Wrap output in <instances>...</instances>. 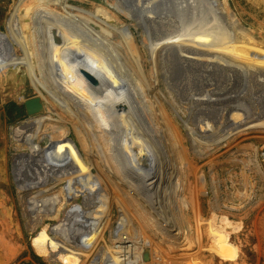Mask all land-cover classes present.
<instances>
[{
	"label": "bare ground",
	"instance_id": "obj_1",
	"mask_svg": "<svg viewBox=\"0 0 264 264\" xmlns=\"http://www.w3.org/2000/svg\"><path fill=\"white\" fill-rule=\"evenodd\" d=\"M150 1L156 0H133L125 9H118L143 17L146 22L150 14L159 13L158 26L167 21V27L163 26L166 29L162 27L165 35H169L173 25L172 17L179 15L185 27L174 42L169 40L172 33L164 39L168 42L157 49L161 54L149 49L153 56L151 63H156L158 54L164 60L170 49L188 56L194 65L211 62L213 55L220 65L225 64L228 58L224 53L237 54L238 49L227 42L239 40L233 33V25L219 11L222 8L218 0H157L159 8L150 5ZM172 7L175 16L166 17ZM106 10L114 16L108 7ZM208 12H212L213 20ZM97 13L69 0H32L19 12L18 33L27 78L40 95L38 81L52 96L47 99L41 95L42 104L37 96L28 98L34 99L31 103L36 106L32 112L26 111L28 114L42 108L45 111L35 120L36 127L52 130L42 142L37 143L36 133L24 140L32 152L23 154L22 162L18 160L21 155L14 156L12 165L22 212L34 224L41 225L38 236L48 244L49 258L61 264H181L171 257L189 254L199 244L190 232L191 224L185 232L178 227L175 230L176 226L172 227L168 219L157 216L144 193L161 183L164 178L161 166L166 163L164 168L170 170L168 174L165 172L167 178L176 192L185 193L180 201L182 209L191 208L193 199L203 192L204 177L192 164L189 150L202 154L200 149L204 146L230 140L236 134L264 132V100L259 99L260 95L264 97V71L240 72L241 88L237 93L241 92L240 98L246 96L248 101H242L236 109L206 111L201 122L197 121L201 126L197 134L192 126L196 124L194 115L192 120L179 113L184 112L178 107L175 88L171 87L177 82L171 85L165 81L161 86L153 76L157 67L145 70L142 54L135 49L136 43L120 20L113 25ZM190 19L195 24L185 26ZM254 55L261 56L253 52L247 57ZM229 62L226 68L233 67ZM128 70L140 81L130 82ZM217 70L218 73L212 71L209 75L226 82L236 80L237 73H229L232 80ZM210 88H203L204 93L199 89L186 104L217 106V95L212 97ZM231 96L238 98L235 94ZM62 108L65 116L61 115ZM12 129L16 141L20 129L17 126ZM208 131L218 133L210 143L209 138L201 136ZM78 202L88 210H79ZM10 203L6 198L0 200L1 233L5 228L2 215L7 217L1 212L7 211L10 216L13 209ZM113 208L118 210L121 221L112 237L124 232V240L129 242L127 249L124 245L114 248L105 242L88 261L93 243L110 223ZM50 218L56 219L57 225L44 224ZM193 263L202 264L197 257Z\"/></svg>",
	"mask_w": 264,
	"mask_h": 264
},
{
	"label": "rangeland",
	"instance_id": "obj_2",
	"mask_svg": "<svg viewBox=\"0 0 264 264\" xmlns=\"http://www.w3.org/2000/svg\"><path fill=\"white\" fill-rule=\"evenodd\" d=\"M31 1L0 0V200L6 198L13 207L10 216L7 211L2 210L1 212L7 217L3 218L2 215L5 228H2V233L0 232L3 237L0 239V264H61L52 260L53 258H49L48 244L38 236L42 231L41 225L34 224L22 212L12 165L15 162L14 156L21 155L18 160L22 162L21 157L24 156L23 154L26 155L32 152L31 146L25 143L24 140L36 133L39 135L37 143L38 141L42 142L45 134H49L52 130L46 129L43 131V129L36 127L38 126L37 118L45 112L43 108L37 111L38 113L28 114L23 104L25 99L35 96L39 98L41 104L43 101V99H40L41 95L47 99L52 97L48 90H45L42 82L38 81L40 95L39 91L30 85L25 72V61L23 52H21V39L18 33V18L19 12ZM132 1L117 0L116 2L115 0H108L106 3L104 0H69V3L88 7L95 13H97L96 10L100 11L101 13L98 12L97 14L113 25L119 23L120 20L122 26L128 30V35L132 41L136 43L137 47L135 46V49L141 52L145 70L148 71L151 66H156L157 72L153 76L161 86L165 81L171 85H173V82L174 84L177 82L176 85L171 87L175 88L174 94L178 107L184 112L183 114L182 112L179 113L192 120L194 115L196 118L195 123L199 126L197 127L196 124L192 126L196 133L199 132L197 134L201 132L199 127H201L200 122L203 118L201 120L200 118L205 117L206 111L218 110L222 107L223 111L229 107L236 109L235 106H240L242 101H248L246 96L243 99L240 98L242 97L241 92L237 93L241 88L239 77L240 72L246 74L249 71H264V0H218L220 5L218 6L222 8L219 11L233 25V33L239 40L227 42L238 51L237 54L224 53L225 58L228 59H226L225 64L221 65L214 55V60L211 62L202 61L199 65H194L191 63V58L181 55L179 51L175 52V49H170L169 55H165L163 60L159 56L161 50L158 51L157 49L159 46L162 47L164 42H168L164 39L171 33L169 38L171 42H174L176 36L181 35L182 30L185 29L183 21H180L181 17L179 15L178 18L172 17L175 16L172 14L175 12L173 7L169 9L170 13H165L166 17L171 16L173 21V25L169 29V35H165L163 30L166 28L163 26H166L167 21H164L165 23L161 24L162 26H158L159 13L150 14L151 16L148 17L146 22L143 17L137 16V18L135 15L131 16L118 9L120 7L125 9L124 6L131 5ZM159 3L160 1L156 0L150 1L149 4L152 6L157 5L155 7L159 8ZM103 5L107 6L114 16L109 15L106 12L107 7L105 8ZM140 5L143 9L142 4ZM223 5H225V8H223ZM208 13L211 20L212 12ZM195 22L190 19L185 26L195 24ZM158 37L160 40L157 39ZM155 44L157 45L155 46ZM150 48L156 49L159 53L154 64L150 62L153 57L149 51ZM253 52L259 53L262 57L259 55H254L252 58L247 57L248 53L252 54ZM249 59H251L252 64ZM229 60L233 63V67L226 68ZM217 68L227 79L234 80L229 73H237L236 80L226 82L223 78L219 77V79L217 76L212 78L209 74L212 71L218 73ZM132 73L133 71L128 70L127 79L130 82L140 81L136 80L134 73L133 75ZM169 75L170 77H168ZM149 79V81H153V78L149 77ZM214 83L216 85L222 84L216 86L213 85ZM215 87L216 89H214ZM203 88L205 90L210 88L213 91H210L213 94L212 97L217 95V106L216 103L198 104V106L192 103H190L192 106L186 104L189 103V97L200 91L204 93ZM217 88L221 89L217 90ZM234 94L238 98L235 99L231 96ZM228 98L232 101H227ZM259 99L264 100V97L260 95ZM204 106L206 109H204ZM237 112L240 114L241 111ZM61 115H66L64 108L61 109ZM225 117L230 116L225 115ZM16 126L20 129V132L17 140L14 141L12 128ZM249 132L236 134L230 140L221 141L218 144H208V146L200 149L202 154L189 150L192 164L197 167L204 177L203 192L193 199L191 208L182 209L180 201L185 193L184 191L181 193L176 192L175 185L167 178L170 170L164 168L167 166L166 163L161 166V169H164L162 171L164 178L161 183L149 192L144 190L147 192V194L144 193L146 200L153 205L157 216L162 215L168 219L172 227L176 226L175 230L180 228L181 231L185 232L191 224L190 232L196 236L199 244L193 246L195 252L192 250L193 252L191 251L189 254H179L171 257L176 258L179 263L195 264L193 261L197 257L202 264H264V132L260 133L257 130ZM217 134V131L214 133L208 131L201 133V136L206 140L209 138L208 142L210 143ZM187 146L189 145L187 144ZM24 160L26 161V159ZM141 161L144 163V160H140L142 164ZM25 167L28 168V166ZM192 180L195 181L196 179L192 177ZM77 204L79 210H88L87 206L79 202ZM31 215H34V212H31ZM110 218V223L103 229L101 237L93 243V253L88 261L96 255L95 251L99 247L106 243L114 245L113 241L124 233L115 236V238L112 237L115 229L118 230L119 226L117 224L121 221L116 208H113ZM56 222H58L56 219L50 218L45 220L44 224L54 227L57 225ZM196 254L197 256H195Z\"/></svg>",
	"mask_w": 264,
	"mask_h": 264
},
{
	"label": "built area",
	"instance_id": "obj_3",
	"mask_svg": "<svg viewBox=\"0 0 264 264\" xmlns=\"http://www.w3.org/2000/svg\"><path fill=\"white\" fill-rule=\"evenodd\" d=\"M124 238L126 239V235L125 234H122V236H120L119 238L115 239V241H113V243H114V246L113 247L114 248H119V247H121V246L124 245V249H127L126 248L127 247L126 244H129V242H127L126 240H124ZM120 257H118V258H120Z\"/></svg>",
	"mask_w": 264,
	"mask_h": 264
},
{
	"label": "water",
	"instance_id": "obj_4",
	"mask_svg": "<svg viewBox=\"0 0 264 264\" xmlns=\"http://www.w3.org/2000/svg\"><path fill=\"white\" fill-rule=\"evenodd\" d=\"M34 100V99H31V101ZM30 99L26 100L23 104H24V107H25V110L27 112H32V110L34 109V106L32 103H31ZM34 102V101H33Z\"/></svg>",
	"mask_w": 264,
	"mask_h": 264
}]
</instances>
